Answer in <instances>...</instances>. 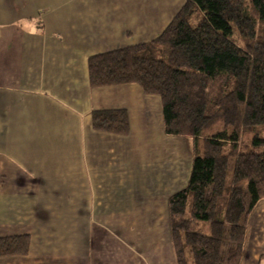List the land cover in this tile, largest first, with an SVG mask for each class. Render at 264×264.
Listing matches in <instances>:
<instances>
[{
  "label": "crops",
  "instance_id": "1",
  "mask_svg": "<svg viewBox=\"0 0 264 264\" xmlns=\"http://www.w3.org/2000/svg\"><path fill=\"white\" fill-rule=\"evenodd\" d=\"M186 0H0V239L29 236L0 264H179L169 198L194 144L165 134L161 98L92 87L89 60L158 38ZM125 109L127 136L92 114ZM242 264H264V200Z\"/></svg>",
  "mask_w": 264,
  "mask_h": 264
},
{
  "label": "trees",
  "instance_id": "2",
  "mask_svg": "<svg viewBox=\"0 0 264 264\" xmlns=\"http://www.w3.org/2000/svg\"><path fill=\"white\" fill-rule=\"evenodd\" d=\"M89 71L92 87L138 84L160 97L165 134L193 141L188 184L169 198L179 264H242L264 200V0H186L158 38L93 56ZM92 121L130 132L125 109ZM29 246V236L1 238L0 256Z\"/></svg>",
  "mask_w": 264,
  "mask_h": 264
},
{
  "label": "rangeland",
  "instance_id": "3",
  "mask_svg": "<svg viewBox=\"0 0 264 264\" xmlns=\"http://www.w3.org/2000/svg\"><path fill=\"white\" fill-rule=\"evenodd\" d=\"M191 140V139H190ZM264 151V148L263 149H261L260 151ZM225 250L227 251V244L225 243ZM189 260V259H188Z\"/></svg>",
  "mask_w": 264,
  "mask_h": 264
}]
</instances>
